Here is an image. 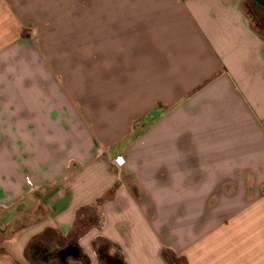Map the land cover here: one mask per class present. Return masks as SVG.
<instances>
[{
    "label": "crops",
    "instance_id": "0c3cea01",
    "mask_svg": "<svg viewBox=\"0 0 264 264\" xmlns=\"http://www.w3.org/2000/svg\"><path fill=\"white\" fill-rule=\"evenodd\" d=\"M245 1L0 0V264L34 239L68 264H108L100 241L125 264H264Z\"/></svg>",
    "mask_w": 264,
    "mask_h": 264
},
{
    "label": "trees",
    "instance_id": "16d2710c",
    "mask_svg": "<svg viewBox=\"0 0 264 264\" xmlns=\"http://www.w3.org/2000/svg\"><path fill=\"white\" fill-rule=\"evenodd\" d=\"M251 6L255 3L251 2L250 0H246ZM83 214L81 213L79 217V221L83 219ZM81 224H77L75 227L74 235L79 236L83 234L85 229L87 228V221L83 219ZM104 244V245H103ZM106 241H100L97 246H99V256L102 262L108 263V264H125L123 259L119 260L118 257H110L108 255V251L106 248ZM27 257L30 262V264H51L52 262L58 261V264H68L67 261H63L59 256V251H53L49 247L42 244V241L40 239H34L28 249H27ZM80 257V255H78ZM88 264V263H86Z\"/></svg>",
    "mask_w": 264,
    "mask_h": 264
},
{
    "label": "rangeland",
    "instance_id": "374dc122",
    "mask_svg": "<svg viewBox=\"0 0 264 264\" xmlns=\"http://www.w3.org/2000/svg\"><path fill=\"white\" fill-rule=\"evenodd\" d=\"M245 8H246V11H247V14L254 26L255 29H257L262 36H264V9L259 7L258 5L254 4V5H250L248 2L245 1ZM120 166V164H119ZM91 213H94L93 211H89L87 213L83 212L85 214H83V219H85V221H87V226H89V222H92V223H98V218L94 215V214H90ZM92 216L93 219H91L90 221L88 220L90 217ZM81 220V221H78V225L82 223V221L84 220ZM104 245V244H103ZM73 257H70L69 260H71ZM68 260V261H69ZM59 261V259H58ZM58 261L56 262H52L51 264H58ZM73 264V262H72Z\"/></svg>",
    "mask_w": 264,
    "mask_h": 264
},
{
    "label": "water",
    "instance_id": "95a60500",
    "mask_svg": "<svg viewBox=\"0 0 264 264\" xmlns=\"http://www.w3.org/2000/svg\"><path fill=\"white\" fill-rule=\"evenodd\" d=\"M259 7L264 9V0H250ZM76 255V249L73 247H67L59 251V256L63 261H66L68 258Z\"/></svg>",
    "mask_w": 264,
    "mask_h": 264
},
{
    "label": "built area",
    "instance_id": "2783aa9c",
    "mask_svg": "<svg viewBox=\"0 0 264 264\" xmlns=\"http://www.w3.org/2000/svg\"><path fill=\"white\" fill-rule=\"evenodd\" d=\"M121 160H122V159H119V160L117 161V163L120 162Z\"/></svg>",
    "mask_w": 264,
    "mask_h": 264
}]
</instances>
